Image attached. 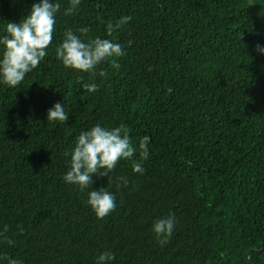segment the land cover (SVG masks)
<instances>
[{
  "label": "trees",
  "instance_id": "trees-1",
  "mask_svg": "<svg viewBox=\"0 0 264 264\" xmlns=\"http://www.w3.org/2000/svg\"><path fill=\"white\" fill-rule=\"evenodd\" d=\"M40 0H0V38ZM52 44L15 88L0 82V255L20 264H264V0H59ZM131 21L108 36L109 24ZM122 44L119 69L94 78L56 57L64 32ZM78 34V33H77ZM128 41H132L129 46ZM3 46L0 45V52ZM83 76V81L79 78ZM96 83L89 93L83 83ZM64 103L66 123L47 121ZM125 124L149 136L143 174L121 160L113 180L81 191L63 179L79 135ZM127 177V187L115 177ZM108 188L116 209L97 218L88 193ZM175 216L169 243L152 231ZM22 226L24 232L17 235ZM0 264H7L0 259Z\"/></svg>",
  "mask_w": 264,
  "mask_h": 264
},
{
  "label": "clouds",
  "instance_id": "clouds-1",
  "mask_svg": "<svg viewBox=\"0 0 264 264\" xmlns=\"http://www.w3.org/2000/svg\"><path fill=\"white\" fill-rule=\"evenodd\" d=\"M81 0H70V6L64 10V15L76 12ZM59 0H40L34 3L30 11L18 23L8 22L6 35L0 38L3 51L0 52V82L15 88L21 84L26 75L36 69L48 55L47 49L52 44L55 32L56 17L60 12ZM131 16H123L115 24H109L108 36L113 31L122 28L131 21ZM91 29L82 27L74 32L67 29L64 32L62 43L55 49L57 59L69 69L81 73H88L91 77H107L108 73L102 67L110 62L111 67L120 68L118 58L125 56L124 46L114 40L90 37ZM78 33V34H77ZM129 46L132 41H128ZM255 50L264 54V47L257 44ZM83 81V76L79 78ZM83 88L89 93L98 91L96 83H83ZM69 119L65 111L64 103L57 102L47 112V121L66 123ZM131 129L125 124L109 129L97 123L90 130L82 132L75 143L70 155V169L63 179L70 185H76L81 191L88 189L94 183V177H106L107 181L113 180L111 173L116 169L121 160L132 159L139 151L140 159L133 160L132 170L134 173L143 174L145 169L142 162L149 158V136L145 135L140 141L138 148L134 147L130 133ZM115 181L118 186L127 187V177L117 176ZM88 204L97 218L103 219L110 215L117 207L115 195L108 188L92 190L88 193ZM175 216L170 213L166 218L154 222L152 231L160 245L169 243L175 229ZM17 235H22L24 229L18 226ZM9 229L5 226L0 232V238L9 245H14L15 240L7 235ZM0 259L6 260L7 264H20V261L10 258L6 253L0 255ZM115 259L113 252L105 251L97 258L96 264H110Z\"/></svg>",
  "mask_w": 264,
  "mask_h": 264
}]
</instances>
